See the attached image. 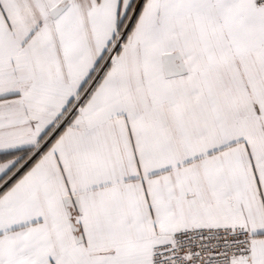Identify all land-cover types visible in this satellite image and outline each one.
Instances as JSON below:
<instances>
[{
	"label": "snow or ice",
	"instance_id": "1",
	"mask_svg": "<svg viewBox=\"0 0 264 264\" xmlns=\"http://www.w3.org/2000/svg\"><path fill=\"white\" fill-rule=\"evenodd\" d=\"M0 264H264V0H0Z\"/></svg>",
	"mask_w": 264,
	"mask_h": 264
}]
</instances>
